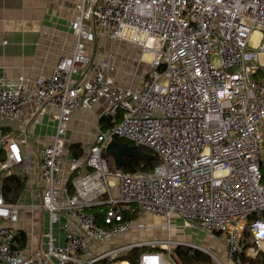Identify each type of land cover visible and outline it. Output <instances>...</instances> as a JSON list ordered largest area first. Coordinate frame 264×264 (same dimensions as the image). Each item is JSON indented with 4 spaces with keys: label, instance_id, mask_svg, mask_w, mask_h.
Returning <instances> with one entry per match:
<instances>
[{
    "label": "built area",
    "instance_id": "1",
    "mask_svg": "<svg viewBox=\"0 0 264 264\" xmlns=\"http://www.w3.org/2000/svg\"><path fill=\"white\" fill-rule=\"evenodd\" d=\"M73 1L78 13L70 25L77 39L72 54L61 57L48 76L0 79V172L20 173L28 156L24 145L4 134L7 123L27 107L34 123L45 114L55 121L52 141L39 154L40 200L13 204L0 191V264L109 263L142 248L149 250L138 264H147L146 257L170 264V240L94 247L147 227L125 211L177 217L185 228L225 234L226 262L205 251L217 264H240L243 255L261 251L264 81L253 72L264 42L251 48L250 41L253 32L264 33V0ZM97 31L110 43L131 40L142 58H150L139 87L112 80L113 52L101 60L89 54ZM101 101L108 127L98 128L84 157L72 159L73 170L88 172L71 193L62 179L65 136L74 112L91 111ZM114 137L153 150L158 164L138 174L111 171L103 152ZM27 207L47 211L65 243H57L50 229L44 249H20L10 225ZM63 216L75 224L62 223ZM248 224L250 246L242 241Z\"/></svg>",
    "mask_w": 264,
    "mask_h": 264
},
{
    "label": "crops",
    "instance_id": "2",
    "mask_svg": "<svg viewBox=\"0 0 264 264\" xmlns=\"http://www.w3.org/2000/svg\"><path fill=\"white\" fill-rule=\"evenodd\" d=\"M77 13L78 9L73 0H0V79L5 76L9 81L16 82L21 76L35 79L50 75L58 60L63 56H70L74 50L77 39L70 25ZM125 41L110 43L100 31H97L95 41L88 44V52L97 60L103 59L110 51L113 52L115 57L110 72L112 80L116 84L137 88L141 85V79L149 73L150 58L148 56L142 60H138L137 57L133 58L122 47L127 45L124 44ZM263 42L264 33L260 31L252 33L251 48H257ZM144 64H147V67ZM253 78L257 81H264V53L255 63ZM105 105L106 102L101 101L96 103L91 111L73 113L65 136L66 151L62 167L64 186H67L71 193L75 190L74 181L79 178H74L75 173L84 169L85 175L88 169L86 167L72 169L71 161L76 157L70 152V145L81 144L84 155H86L89 147L95 141L98 128L105 130L108 127L107 119L103 115ZM31 114L32 108L27 107L20 119L11 121L3 127L4 134L19 141L28 152L24 163L20 165L21 172L7 174V176L16 175L27 178L24 193L20 200L13 204L30 205L32 201L40 200L44 183L39 169V154L42 148L52 141V136L55 134V121L50 117V114L40 117L38 124L32 121ZM2 180L0 179V191L3 193ZM133 215L147 227L145 229L136 228L109 242L100 243V245L96 243L94 247L100 246L101 250H104L139 241L159 240L160 236L156 237L157 232L167 233V231L173 245L178 242L191 244L183 235H178L177 239L170 238V233L173 230L185 231L183 222L179 218L174 217L170 221L165 216L141 212H136ZM19 217L18 222L10 227L16 232L24 231L26 233V243L23 249H26L28 253L32 250L44 249L47 241L46 234L50 229L57 243H65V235L61 232L59 224L51 225L47 211L27 207L20 211ZM147 221H153L154 225L149 227ZM61 222L75 224L73 219L65 216L62 217ZM157 223L160 225L159 230L155 227L158 225ZM150 230L153 232L149 233ZM197 231L204 232L201 229ZM212 235L218 237L221 234ZM222 244V248H218V251L222 257H225V240ZM122 263L129 264L126 261Z\"/></svg>",
    "mask_w": 264,
    "mask_h": 264
},
{
    "label": "trees",
    "instance_id": "3",
    "mask_svg": "<svg viewBox=\"0 0 264 264\" xmlns=\"http://www.w3.org/2000/svg\"><path fill=\"white\" fill-rule=\"evenodd\" d=\"M119 144H126L129 146H137L131 141H128L124 138L114 137L113 139ZM139 150L142 154L146 155L150 158L147 160L146 158H137L135 156H125L124 157V164L118 169L116 163L110 153L106 150L103 152L104 157L106 158L109 169L111 171L120 170L127 174H138L142 172L151 171L157 164H158V156L157 154L143 146H138ZM70 152L77 158L84 157V151L81 147V144H72L70 145ZM262 173L263 179L262 182L264 184V161L262 162ZM27 185V178L25 176H16L10 175L2 180V190L5 200L9 203H16L20 200L22 194L24 193ZM126 217H134L132 213L129 211H125ZM260 215L257 214L254 217H259ZM264 217V213L262 214ZM219 234V233H217ZM26 233L24 231L17 232V243L19 248H23L26 243ZM250 239V224L246 227L243 233V242L249 244ZM144 250H149V248H142V249H133L128 252L123 257L117 259L114 262H105L103 261L101 264H117L118 262H128L130 264H138L139 257ZM153 250V249H152ZM167 253L165 250H163ZM170 257L175 262V264H217L213 257L206 253L205 251L191 246L185 245H177L172 248ZM240 264H264V251L257 252L254 256L243 255L241 258Z\"/></svg>",
    "mask_w": 264,
    "mask_h": 264
},
{
    "label": "rangeland",
    "instance_id": "4",
    "mask_svg": "<svg viewBox=\"0 0 264 264\" xmlns=\"http://www.w3.org/2000/svg\"><path fill=\"white\" fill-rule=\"evenodd\" d=\"M124 44H127V45H123V49L125 51H127L128 54H130L133 58L134 57H137L138 60H142V54L140 52V50H138V48L132 44V41L131 40H128V41H125ZM132 45V46H130ZM134 46V47H133ZM211 60L216 64V65H219V60L217 57H212ZM144 66L147 67V64ZM146 71H147V68H146ZM8 172L7 171H4V172H1L0 173V179H3L7 176ZM84 175V169H80L77 173H75L74 175V178L76 177H81ZM110 180H114V181H117L115 178L113 177H109ZM113 195L114 197H118L119 196V192L117 190V188H114L113 189ZM147 225L149 227H152L154 225L153 221L150 222V221H147L146 222ZM158 224V223H157ZM159 224L157 226H155L157 228V230H159ZM185 228V227H184ZM149 229V228H148ZM147 229V230H148ZM179 230V229H178ZM153 232L152 230L149 231V233ZM178 235H183L185 236L186 238L185 239H188L190 241L191 244H196L197 246L199 247H202V249L204 251L206 250H210L212 253H214L215 255H217V257H219L223 262H226V259L225 257L223 258L222 255L220 254V252L218 251V248L221 249L222 248V242L225 240L226 238V235L225 234H221L220 236H213L211 233H205V232H201V231H197L195 229H190V228H185V231H180V232H177V230H173L171 233H170V238L171 239H177L179 238ZM122 236V235H121ZM160 236V237H158ZM120 237V236H119ZM159 238V240H166L168 241L169 240V234H168V231L167 233L166 232H157V236ZM188 237V238H187ZM120 239V238H119ZM117 239V240H119ZM116 240V239H115ZM177 245H174L173 247H175ZM187 246V245H185ZM189 246V245H188ZM221 246V247H220ZM172 247V248H173ZM192 247V246H191ZM261 251H264V242L262 243L261 245ZM172 251V249H171ZM167 261L171 264V258L169 257V255H167ZM118 263H121V262H118Z\"/></svg>",
    "mask_w": 264,
    "mask_h": 264
},
{
    "label": "water",
    "instance_id": "5",
    "mask_svg": "<svg viewBox=\"0 0 264 264\" xmlns=\"http://www.w3.org/2000/svg\"><path fill=\"white\" fill-rule=\"evenodd\" d=\"M106 151L112 155L118 169L124 164L125 156H135L137 158H146L150 160L149 157L141 153L138 146L119 144L114 140L110 141L107 145Z\"/></svg>",
    "mask_w": 264,
    "mask_h": 264
},
{
    "label": "clouds",
    "instance_id": "6",
    "mask_svg": "<svg viewBox=\"0 0 264 264\" xmlns=\"http://www.w3.org/2000/svg\"><path fill=\"white\" fill-rule=\"evenodd\" d=\"M145 260L147 261V264H157L159 258L158 257H152V258H145Z\"/></svg>",
    "mask_w": 264,
    "mask_h": 264
},
{
    "label": "bare ground",
    "instance_id": "7",
    "mask_svg": "<svg viewBox=\"0 0 264 264\" xmlns=\"http://www.w3.org/2000/svg\"><path fill=\"white\" fill-rule=\"evenodd\" d=\"M121 264H127V263H121Z\"/></svg>",
    "mask_w": 264,
    "mask_h": 264
}]
</instances>
